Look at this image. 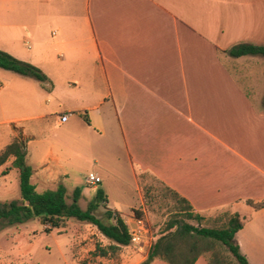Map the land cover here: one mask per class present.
Listing matches in <instances>:
<instances>
[{
    "label": "crops",
    "instance_id": "obj_1",
    "mask_svg": "<svg viewBox=\"0 0 264 264\" xmlns=\"http://www.w3.org/2000/svg\"><path fill=\"white\" fill-rule=\"evenodd\" d=\"M241 44L264 46V0H0V51L47 78L0 83V151L35 141L26 163L53 189L87 155L94 189L126 168L140 207L150 177L202 217L238 213L241 253L264 264V207L246 205L264 202V57L228 55Z\"/></svg>",
    "mask_w": 264,
    "mask_h": 264
},
{
    "label": "rangeland",
    "instance_id": "obj_2",
    "mask_svg": "<svg viewBox=\"0 0 264 264\" xmlns=\"http://www.w3.org/2000/svg\"><path fill=\"white\" fill-rule=\"evenodd\" d=\"M6 75L16 74L0 69V83H4ZM15 77L19 76L16 75ZM27 79L24 81H32L30 77ZM1 100L3 103L5 102L3 97ZM20 101L17 99L14 103V107L17 110L19 106L22 107ZM21 107L19 110H21ZM2 109L3 111L0 112V115H5V105H3ZM23 125L25 127L27 123L15 126ZM9 127H12V125L0 123V148H2L3 143L9 141V137H7ZM58 132L60 131L55 132V134ZM18 138L25 142L26 151L28 152H32V149L37 147L35 141L29 143L21 135ZM10 162L11 157L7 159V164L5 163V166L0 168L1 203L20 199L18 172L16 169L11 168ZM29 163L31 169L36 167L34 160L29 159ZM63 164L67 167L70 174L63 183L66 189V202L70 204L73 190L80 188L81 191H86V194L81 193L77 205L84 211L99 189V187L94 189L93 185H87L84 178H82L91 170L90 159L86 155L85 158H78L76 161L69 160ZM121 173L122 180L109 178L104 182L105 192L104 189L102 191L100 188L103 194L107 196V200L105 206L100 205L94 215L104 224H109L105 216V208H107L109 210H117L124 217L125 222H130V218L133 215L130 208H137L135 210H139L142 213L141 217H143L149 227L152 243L162 232L178 200L158 181L145 177V179L140 181L142 194V206L140 207V197L136 191L134 179L128 174L126 168ZM30 179L33 185L38 184L37 175L32 177L31 174ZM76 179L80 185H74ZM53 188L48 183L38 184L36 191L41 193ZM241 213L247 220L251 216L252 211L242 207ZM218 217L219 214L204 217L199 225L194 221L189 222L197 227L214 228L221 225ZM44 229L45 227L36 218H31L17 225L0 223V264H140L146 258L149 249L138 251L130 244L128 246H116L105 238L95 226L79 222L76 219L66 220L65 228L60 230L53 229L49 233H45ZM216 249L228 262H232L233 259L229 253L219 248V246Z\"/></svg>",
    "mask_w": 264,
    "mask_h": 264
},
{
    "label": "trees",
    "instance_id": "obj_3",
    "mask_svg": "<svg viewBox=\"0 0 264 264\" xmlns=\"http://www.w3.org/2000/svg\"><path fill=\"white\" fill-rule=\"evenodd\" d=\"M227 53L234 58L248 55L264 57V46L241 44L231 48ZM0 69L34 78L42 83L47 81L46 76L36 67L21 62L2 51H0ZM85 122L89 124L87 118H85ZM9 157L12 158L11 168L18 172L20 199L0 202V223L17 225L36 218L45 227L44 232L49 233L53 229L65 228L66 220L76 219L79 222L95 226L105 238L116 246L129 245L128 228L121 214L105 209V216L109 224H104L94 215L100 205L105 206L107 200L100 189L97 190L86 210L83 211L77 205L81 195L80 188L73 190L70 204L66 202V189L62 185L41 193L36 191L30 181L32 170L26 163V146L23 140L14 138L0 152V167L6 163ZM166 188L177 198L178 203L162 232L152 241L146 258L140 264H151L155 260L163 261L166 264H194L199 257H204L207 264H249L235 241V234L244 226V219L238 213H221L218 217L221 224L219 227L194 226L189 221H194L199 225L204 217L194 213L184 198L170 188ZM246 205L257 211L264 207V202L246 201ZM131 212H133V217L143 218L139 210L132 209ZM217 246L230 254L233 259L231 263L221 256L216 249Z\"/></svg>",
    "mask_w": 264,
    "mask_h": 264
},
{
    "label": "built area",
    "instance_id": "obj_4",
    "mask_svg": "<svg viewBox=\"0 0 264 264\" xmlns=\"http://www.w3.org/2000/svg\"><path fill=\"white\" fill-rule=\"evenodd\" d=\"M68 115L64 114L60 117V122L65 123ZM84 181L87 185L96 186L100 182V178L94 173L89 172L85 175ZM129 233V244L138 251L146 250L151 245V234L146 221L143 218L131 217L130 222H125Z\"/></svg>",
    "mask_w": 264,
    "mask_h": 264
}]
</instances>
